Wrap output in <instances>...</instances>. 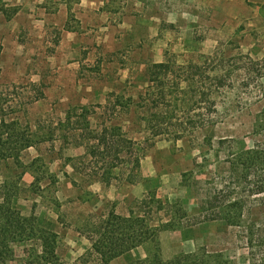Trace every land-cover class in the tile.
<instances>
[{
  "label": "rangeland",
  "instance_id": "rangeland-1",
  "mask_svg": "<svg viewBox=\"0 0 264 264\" xmlns=\"http://www.w3.org/2000/svg\"><path fill=\"white\" fill-rule=\"evenodd\" d=\"M20 3L22 0H0V103L5 123H13V129L23 133L30 146L10 157L0 155V202L2 196L8 198L13 212L33 215L38 227L56 237L52 262L42 258L37 240H27L14 244L8 264H102L90 250L80 256L74 252L70 238L76 234L87 238L95 220L91 215H106L111 210L122 216L138 215L137 203L145 195L172 206L166 210L154 206L148 216L152 225L170 219L177 208L187 215L178 220L177 214L176 227L158 233L163 262L192 254L198 264H264V193L245 194L244 204L231 222H199L202 209L226 177L232 175L234 180L239 174L236 154L257 148L264 157V74L258 78L257 66L254 71L247 66L238 70L244 55L264 65V26L244 25L238 30L230 26L219 33L205 25L193 30L163 25L161 31L140 33V42L125 39L107 47L106 54H94V62L79 67L84 76L77 83L92 81L104 91L102 96L93 97L70 81L64 90L55 89L52 94L49 86L55 83L57 67L48 56L57 33L46 44L41 36L31 38V31L37 33L32 22L19 29L10 24L19 7L36 15L44 6L43 0ZM2 41L8 47L5 50ZM215 51L229 60L227 67L234 80L226 91V102L218 106L223 116L214 125L187 130L177 140L167 135L148 136L134 115L139 110L137 96L147 86V66L165 59L185 65ZM41 93L42 98L33 100ZM103 127H117L123 137L136 141L138 167L124 152L118 156L121 164L109 170L107 158L89 155L88 145L95 143L92 136ZM237 185L233 184L234 191H239ZM155 249V243L145 242L133 254L106 264H133Z\"/></svg>",
  "mask_w": 264,
  "mask_h": 264
},
{
  "label": "trees",
  "instance_id": "trees-1",
  "mask_svg": "<svg viewBox=\"0 0 264 264\" xmlns=\"http://www.w3.org/2000/svg\"><path fill=\"white\" fill-rule=\"evenodd\" d=\"M216 53L215 51L211 55H203L200 61L185 65H177L173 60L165 59L147 66L145 71L147 86L143 93L137 96L139 110L134 115L140 120L148 136L167 135L177 140L187 130L192 132L197 127L214 125L223 116L224 111H220L218 106L226 102V91L233 86L234 80L233 72L227 67L230 65L229 60H224ZM242 57L245 61L238 70H246L247 66L248 70L254 71V66H257L255 72L258 78L262 77L264 65L256 63L249 56ZM42 97L41 93L33 100ZM116 99L115 104L118 102ZM0 116V155L10 157L13 156V152L30 146L25 135L13 129V123H5L1 103ZM173 120L177 122L174 125L171 124ZM171 127L173 129H170ZM261 129H263L261 145H264V115ZM3 135L6 136L4 141ZM92 138L95 143L88 145L89 155L92 158H107L106 169H113L121 164L122 160L118 157L120 152L129 155V162H132L134 167L139 166L140 155L135 150L136 141L123 137L119 133V128L103 127L95 132ZM234 160L236 167L240 168L239 174L234 180L232 175L226 177L228 180L223 181L221 189L210 197L205 209H202L203 217L199 222L214 219L231 222L237 215V208L243 206L245 194L254 196L264 193V171L258 173L264 170V157L261 151L257 148L248 149L236 154ZM234 183L238 184L239 191L232 189ZM234 194L238 197L228 202L227 199ZM1 198L3 199L0 202V264H8L12 260L14 244L27 240H37L42 249V258L52 262L55 258L53 245L55 234L38 227L33 215L23 216L13 212L9 199L3 196ZM154 206L160 210L172 207L161 201H155L150 195H145L137 203L138 215L130 212L128 216H122L113 210L106 215H91L90 219L95 220L92 222L87 239L91 243V251L102 264L145 242L155 243V251L148 258L133 264H198L196 255L192 254L176 257L166 263L162 261L158 247V233L173 229L176 227L177 219L187 218V215L181 208H177L173 213L170 212V219L162 220L157 226L152 225L148 216ZM177 214H179L178 218H176ZM250 235H252L251 230ZM247 244L249 248L252 247V238H249Z\"/></svg>",
  "mask_w": 264,
  "mask_h": 264
},
{
  "label": "crops",
  "instance_id": "crops-1",
  "mask_svg": "<svg viewBox=\"0 0 264 264\" xmlns=\"http://www.w3.org/2000/svg\"><path fill=\"white\" fill-rule=\"evenodd\" d=\"M27 1L22 0L20 4ZM43 1L44 6L38 14L23 11L19 7L9 21L10 24H16L17 29L32 22L37 33L31 31V38L33 35L41 36L46 44H50L52 33H57L52 53L48 56L50 64L57 67L55 83L49 86L52 94L55 89L64 90L66 82L70 81L76 88L85 90V93L91 92L93 97L102 96L104 91L97 89L92 81L84 80L82 85L77 83L84 76L79 72V67L94 62L91 60L94 54H106L107 47L121 44L125 39L140 42V33L161 31L163 25L173 29L185 27L186 30L205 25V29L219 33L228 31L230 26L233 30L244 25L256 29L264 26V0ZM14 41L15 45L19 44L17 38ZM4 42H1L2 50L8 48ZM162 61L155 60L153 63ZM100 71L104 72L103 69ZM70 239L75 245L74 252L79 256L86 250L91 251V243L85 236L76 234ZM138 248L127 253L133 254Z\"/></svg>",
  "mask_w": 264,
  "mask_h": 264
}]
</instances>
